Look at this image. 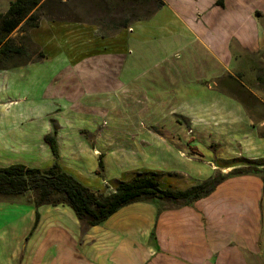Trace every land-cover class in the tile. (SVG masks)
<instances>
[{
    "label": "rangeland",
    "instance_id": "obj_1",
    "mask_svg": "<svg viewBox=\"0 0 264 264\" xmlns=\"http://www.w3.org/2000/svg\"><path fill=\"white\" fill-rule=\"evenodd\" d=\"M13 1L0 0V14L5 13ZM159 2L162 7L165 6L164 0H140L135 3L116 0L43 1L36 11L39 27L18 30L11 36L14 45L26 49L28 57L0 63V128L7 130L5 137L9 136L3 146L0 144V168L14 163L41 170L51 168L55 159L44 140L46 135L55 137L61 169L83 186L101 194L112 192L119 182L130 181L137 173L158 174L163 160L170 164L169 171L163 168L164 173H159V180L164 187L173 190L191 188L210 178L201 181V178L189 176L183 170L195 168L203 171L206 168L213 175L218 171L228 174L242 167L240 159L264 160L227 157V148L231 147L224 139L215 143L208 141L207 137L205 140L203 136L198 138L195 132L189 130L191 125L180 108L182 104L172 101L128 103L117 97L118 92L122 93L129 87V82L136 84L152 76L153 70L140 73V67L134 64L139 62L140 42L141 61L148 68L172 62L177 53L175 38L181 30L180 18L171 11L172 4L162 9L157 8ZM263 21L261 27L264 29ZM131 28L133 34L128 35L132 40L130 49L128 42L117 40L113 48L112 41L105 40L109 35ZM184 35L181 36L182 43L187 45L189 38H184ZM158 42L160 47L156 54L154 51ZM114 49L121 50L128 61L133 62L130 67L125 65L118 71L125 58L120 56L114 62L111 56ZM253 57L255 60L262 59L259 66H264L263 47ZM100 58H104L108 66L100 65ZM114 67L118 70L113 71ZM125 74H128L127 80ZM77 76H83V84L89 88L78 82L80 89L71 92L59 82L62 79L71 82ZM70 85L75 90V83ZM97 85L99 98L116 93L115 104L106 100L97 102L98 98L94 97L96 92H93ZM245 86L256 96L242 86L244 90H238V99L251 119H264V69L257 72L256 78L246 79ZM106 106L110 108L108 111L104 110ZM113 106L114 112L111 109ZM256 121L253 123L256 124ZM262 126L259 136L264 138V123ZM23 137L30 138L28 143L33 148L32 152L15 143L17 138ZM11 140L13 144L8 143ZM174 143L188 144L190 148L185 151V147H178L181 155L178 159L163 158L162 151L156 150L157 144H162L166 153ZM200 143H208L209 146L203 149ZM240 144L236 143V146H243ZM101 155L104 156V169L98 175ZM165 172L169 173L168 176ZM241 178L229 179L211 197L191 206L196 210L197 228L200 218H209L211 222L210 248L204 252L206 258L212 256L208 264H224L222 258L229 256L261 253V237L252 234L253 230L263 229L264 185L257 187L261 192L256 194L253 191L256 182L261 179L247 176L240 181ZM22 198L32 201V195ZM145 207L156 209L154 203L135 206L140 213L147 211ZM198 208H206L207 215ZM258 208L262 212L259 222L256 215L251 216V212ZM0 217L4 218V215L0 214ZM82 227L85 231L91 229ZM132 241L138 242L139 239L133 235Z\"/></svg>",
    "mask_w": 264,
    "mask_h": 264
},
{
    "label": "crops",
    "instance_id": "obj_2",
    "mask_svg": "<svg viewBox=\"0 0 264 264\" xmlns=\"http://www.w3.org/2000/svg\"><path fill=\"white\" fill-rule=\"evenodd\" d=\"M217 2L218 0H164L165 6L162 9L172 4L171 11L180 18L181 30H178L175 38L177 53L172 57V62L148 68L141 61L140 42L137 53L139 62L134 64L140 67V73L153 70L152 76L149 80L136 84L127 81L129 87L122 93L118 92L117 97L128 103L172 101L182 104L180 108L191 125L189 130L195 132L198 138L203 136L205 140L207 137L208 141L215 143L224 139L231 147L227 148V157L263 159L264 138L259 134L264 119L256 121L249 117L238 99V90L242 86L246 88V79L256 78L257 72L264 69V66H259L263 60H255L253 57L264 48V29L261 27L264 20V0H225L224 7H218ZM130 33L133 34L132 28L118 31L105 40L110 39L113 48L117 40L128 42L130 49ZM182 35L189 38L187 45L182 43ZM159 47L160 42L156 44V54ZM111 56L114 62L120 56L125 58L119 65L120 70L114 67L113 71H121L125 65L130 67L133 63L128 61L121 50L114 49ZM100 60V65L108 66L104 58ZM111 64L117 66L116 63ZM120 76L124 78V74ZM78 77L71 82L69 79L59 82L65 85L66 90L69 88L71 92H77L80 85H84V77ZM127 79L128 74H125V80ZM74 83L75 90L70 85ZM98 85L96 91H93L96 92L94 97L98 98L97 102L106 100L115 104L116 93H109L107 98L97 97L100 96ZM247 90L253 94L251 90ZM241 96L243 97V94ZM76 97L79 98L80 95L77 94ZM108 109L109 106L104 108L105 111ZM111 109L114 112L115 106ZM253 121H256V124ZM6 131L0 128L2 146L5 144V138L9 137H5ZM29 139L17 138L15 143L32 152ZM8 143L13 144V140ZM236 143L243 146L238 147ZM158 145L156 150L162 151L163 158L178 159L181 156L178 147H185V151L190 148L188 144L174 143L172 149H167L165 153L164 145ZM200 145L203 149L209 146L208 143ZM163 161L158 174L164 171L163 168L169 171L170 164ZM167 172L165 173L168 176ZM183 172L189 173V176H197L201 181L213 175V172L206 168L203 171L193 168ZM240 181H244V177ZM256 183L253 193L257 194L261 192L257 187L261 188L263 184L261 180ZM187 189L189 188L182 190ZM132 206L133 208H129ZM132 206L124 208L102 226L85 231L68 207L44 206L36 209L32 201L24 198L1 200L0 214H3L4 218L0 217V264H208L212 256L206 258L204 252L206 248H210L209 218H200L197 228L194 207L165 208L161 212L157 207H145L147 211L140 213L135 208L136 205ZM205 209L198 208L206 216ZM261 214L259 208L251 212V216H257L258 222ZM241 225L243 226L242 223ZM254 231L252 235L261 237V253L229 256L222 258L221 262L264 264V224L262 230L259 228V231ZM133 235L139 239L138 242L133 243ZM254 239L252 243L255 242Z\"/></svg>",
    "mask_w": 264,
    "mask_h": 264
},
{
    "label": "trees",
    "instance_id": "obj_3",
    "mask_svg": "<svg viewBox=\"0 0 264 264\" xmlns=\"http://www.w3.org/2000/svg\"><path fill=\"white\" fill-rule=\"evenodd\" d=\"M43 1L15 0L10 3L5 13L0 14V63L28 57L26 49L14 45L11 36L18 30L39 27L36 11L41 8ZM116 1L135 3L140 0ZM224 3L225 0H218L216 5L224 7ZM162 6L163 4L159 2L157 8ZM40 58L43 59V55ZM44 140L55 159L53 166L47 170L28 168L24 165L0 168V200L32 195V204L36 209L44 206L68 207L87 228L102 226L121 210L132 205L154 203L160 212L165 208L191 207L212 196L231 178L257 176L264 185V160L240 159L238 161L242 163V167L228 174L215 172L205 182L187 190L165 188L159 180V174L142 172L137 173L130 181L119 182L112 192L101 194L83 186L61 169L58 164V145L54 136L48 135ZM103 157V155L99 157L98 175L103 173ZM38 220L39 218L37 224Z\"/></svg>",
    "mask_w": 264,
    "mask_h": 264
}]
</instances>
